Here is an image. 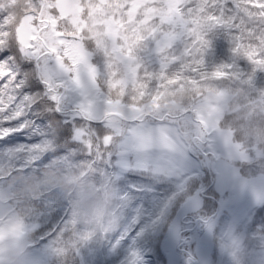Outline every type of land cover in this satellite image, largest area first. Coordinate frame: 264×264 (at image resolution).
I'll return each instance as SVG.
<instances>
[{"label":"rangeland","instance_id":"obj_1","mask_svg":"<svg viewBox=\"0 0 264 264\" xmlns=\"http://www.w3.org/2000/svg\"><path fill=\"white\" fill-rule=\"evenodd\" d=\"M85 21L76 31L65 27V34L74 39L56 40L52 32L35 24L33 16L22 20L17 36L23 48L31 40L41 46L64 45V56L71 61L68 68L92 62L93 67L103 69L106 60L96 52L112 43L107 20L93 9ZM52 25L54 31V21ZM86 31L93 38L88 47L78 37ZM111 64L117 65L110 73L111 89H116L131 74L116 60ZM39 66L45 83L54 88L64 85L62 109L73 115L82 112L92 123H104L106 128L99 130L102 138H98L112 139L107 149L98 148L97 140V155H103L102 172L85 178V188L73 197L75 208L65 226L61 221L59 231L41 243L31 226L18 224L8 214L9 206L0 204V244L14 241L18 254L26 244L28 251L21 254L24 264H55L53 257L62 255L65 243H71L68 229L86 214L90 224L80 234L84 239L80 243L87 240L89 246L72 255L70 263L264 264V173L257 171L258 166L245 168L244 162L252 158L221 122L229 95L210 94L207 102L198 104L195 110H205L203 126L195 114L186 112L190 108L168 93L162 94L161 104L171 109L169 113L129 115L105 122L99 106L95 110L87 106L100 98L90 78L76 82L55 63ZM122 92V88L112 91L117 97L114 108L119 107ZM97 189L101 190L100 205L92 203ZM60 215L53 210L51 221L59 222ZM75 247L82 250L79 244ZM3 251L0 246V260ZM150 254L155 261L147 260Z\"/></svg>","mask_w":264,"mask_h":264},{"label":"snow or ice","instance_id":"obj_2","mask_svg":"<svg viewBox=\"0 0 264 264\" xmlns=\"http://www.w3.org/2000/svg\"><path fill=\"white\" fill-rule=\"evenodd\" d=\"M37 7L36 24L52 32L56 40L74 39L65 34V27H80L95 9V14L107 20L112 43L102 50L106 60L103 69L93 67L92 62L68 68L71 61L64 56V45L41 46V42L31 40L27 48H21L8 40L0 43V111L6 118L20 100L41 88L34 79L27 85L20 82L25 72L40 64L55 63L76 82L90 78L100 98L87 106L91 110L99 106V114L105 122L126 119L129 115L169 113L171 109L161 104V95L181 84L194 87L215 83L220 86L219 94L223 95L225 85L241 89L252 84L257 71L264 73V0H38ZM4 19L0 16V24ZM217 37L228 39L232 56L228 62L209 67L208 55ZM113 59L131 74L121 80L116 89H111L110 83V73L117 67L116 64L110 66ZM30 60L34 63L27 62ZM45 87L49 88L47 96L35 103L32 112L43 111L49 103L53 107L61 103L60 92L64 85ZM121 88L119 107L114 108L117 97L112 91ZM194 114L198 123L206 122L203 108L195 110ZM34 118L43 123L51 117ZM83 119L79 118L77 123ZM69 127L59 132L54 141L55 150L48 153L46 160L76 148L88 151L89 142L93 149L89 158L94 157L98 139L100 148L110 146L112 137L91 136V129L78 133L81 144L65 146L71 135ZM159 250L157 246V252Z\"/></svg>","mask_w":264,"mask_h":264},{"label":"trees","instance_id":"obj_3","mask_svg":"<svg viewBox=\"0 0 264 264\" xmlns=\"http://www.w3.org/2000/svg\"><path fill=\"white\" fill-rule=\"evenodd\" d=\"M37 2L38 0H0V16L5 17L3 23L0 24V29H2L0 30V43L8 40L14 46L23 48L17 36L18 27L24 18L33 16L36 24ZM67 27L75 31L78 28L72 25ZM87 33L88 31L78 36L82 42L87 43L86 47L90 46V42L93 41ZM213 44V50L208 55L209 67L228 62L232 56L228 39L217 37ZM102 50L97 49V55H102ZM27 62L34 63L31 60ZM39 68L40 66L36 65L25 72L20 82L22 85H27L29 80L34 79L41 84V88L35 94L25 96L20 100L10 110L7 118L0 111V204L9 206L8 214H11L24 228L26 225L31 226L34 233L39 235L40 242L45 243L48 241L45 240L46 237L59 231L57 226L61 221H65V226L67 220L71 219V213L75 208L72 202L73 197L85 188V178L91 173L102 172L103 165L100 154L89 158L93 151L90 142L87 146L88 151H84L81 147L50 160L45 158L50 151L55 150L54 141L65 127L70 126L69 131L71 132L66 139V146L67 143L81 144L78 133L88 129H91V136L98 137L99 135L102 138L99 130L106 126L104 123H88L89 119L84 117L82 112H78L79 115H73L69 110L62 109L61 103L54 107L49 103L45 105L43 111L32 112L31 109L35 103L42 96L46 97L49 91V88L45 87L48 84L40 76ZM219 88V85L211 82L194 87L181 84L178 88L166 90V93L168 97H174L181 106L192 109L191 113L194 114V109L198 104L207 102L210 94H219ZM224 90V98L229 95L230 103H226L227 108L223 104L221 122L230 128L234 135V142L239 144L240 148L252 158L251 162H244L245 168L249 167L253 170L258 166L257 171L264 173V168H261L264 166V73L257 71L252 84L243 86L241 89H233L229 84L224 86ZM261 103L262 108H260ZM36 116L41 119L45 116L51 118L44 119L41 123L40 120L34 118ZM81 117L84 119L78 124L77 120ZM12 138H15L14 142H8ZM69 167L75 168L70 169ZM93 194L92 203L100 205L101 190L97 189ZM53 210L61 213L59 222L55 224L51 221ZM85 216H82L68 229V232H71L70 236H73L69 239L72 244L65 243L66 251L57 258L53 257L55 264H69L72 255L85 251L89 246L87 240H85L86 243H80L84 240L80 234L90 224V220L87 222L89 215L85 214ZM92 225L93 228H97L96 224ZM75 244H79L82 250L77 249ZM26 247V244L22 246L20 256L22 252L28 251ZM147 260L155 261L154 255L147 256ZM72 262L70 264H75Z\"/></svg>","mask_w":264,"mask_h":264},{"label":"clouds","instance_id":"obj_4","mask_svg":"<svg viewBox=\"0 0 264 264\" xmlns=\"http://www.w3.org/2000/svg\"><path fill=\"white\" fill-rule=\"evenodd\" d=\"M0 246L3 247V259L0 264H24V259L17 253L14 241L4 240Z\"/></svg>","mask_w":264,"mask_h":264}]
</instances>
